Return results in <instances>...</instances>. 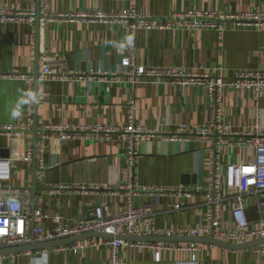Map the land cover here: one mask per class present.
<instances>
[{"label":"crops","instance_id":"crops-1","mask_svg":"<svg viewBox=\"0 0 264 264\" xmlns=\"http://www.w3.org/2000/svg\"><path fill=\"white\" fill-rule=\"evenodd\" d=\"M47 2L48 8L43 0H0V8L36 11L40 16L34 25L0 23V74L17 71L33 75L50 68L54 74L63 77L50 78L39 83L37 88L34 86L32 116L27 107V84L0 78V127L30 125L21 137L0 134V159L12 160L11 187L31 191L32 210L47 216L36 220L51 230L55 216L78 221L88 216L90 208L100 205L109 206L110 216L123 211L124 197L121 194L75 188L101 186L114 189L125 181V142L117 136L91 138L88 131L97 126H126L127 107L131 100L136 102L137 124L162 135L175 130L179 124L203 126L211 122L215 114L204 87H182L171 82L149 80L131 82L123 66V61L129 57V41L122 25L88 19L52 21L46 16H113L134 6L152 19L190 10L231 15L264 12V0ZM134 63L144 68L197 70L221 77H231L239 70L264 72V24L259 28L239 29L228 21L219 32L185 28L140 31L136 38ZM254 107L249 91L226 90L220 121L234 131L254 130ZM258 107L259 130L264 131V92L260 95ZM47 125L67 126L70 131L87 130L88 134L87 137L64 139L60 133H46L44 127ZM29 151L33 155L31 168L24 163ZM209 153V144L197 138L188 142H167L162 136L148 140L140 146L138 184L147 188L200 190L207 184ZM221 153L228 175L231 167L254 158L252 150H240L231 145L224 147ZM157 197H160V206L153 217L155 229L195 228L204 215L199 195L188 202L183 196H159L150 191L136 196L135 205H154ZM230 197L228 194V200ZM8 199L22 201L23 195L0 193V200ZM177 203H184L185 207L175 210ZM247 217L252 223L261 218L257 195L249 197ZM227 227L232 228L230 221ZM157 244L190 243L153 245ZM197 244L200 249L196 254L164 246L159 250L157 260L155 248L133 247L123 249L121 257L130 264H263L254 248L230 250ZM193 254L196 260L192 259ZM110 256V250L105 246L89 248L75 255L58 247L4 256L0 264H107Z\"/></svg>","mask_w":264,"mask_h":264},{"label":"built area","instance_id":"built-area-1","mask_svg":"<svg viewBox=\"0 0 264 264\" xmlns=\"http://www.w3.org/2000/svg\"><path fill=\"white\" fill-rule=\"evenodd\" d=\"M48 8L47 0H43ZM47 10V9H46ZM47 15V12H46ZM38 16L36 11L9 10L0 8V23H30L35 24ZM50 20L78 21L99 20L122 25L128 35L129 57L123 61L126 68V76L134 84L141 80L151 82H171L172 84L186 87L199 86L206 88L208 98L214 110V119L203 126L179 124L175 130L168 134H160L154 130L137 124L136 102L128 103V124L119 126H97L88 133L91 138L106 139L117 136L126 144L125 147V181L116 188H103L101 186H81L76 190H108L115 195L124 197L123 211L117 215H109V206L100 205L90 208L88 216L78 221H70L62 216L53 217L54 227L47 230L41 219L47 218L41 211L32 210V193L30 190L14 189L10 182L13 177L12 160L0 159V193H18L23 195V200H0V248H12L18 246L43 244L57 242L80 236L86 233H99L114 237L113 239L92 238L70 245L62 246L60 249L68 254H79L89 248L107 247L111 256L107 264H130L121 257V252L126 248L156 249V258L159 260V250L165 245L152 243L130 242L121 238L128 237H191L208 238L216 241L244 245L257 240L264 239V131L259 130L258 102L260 95L264 92V72L239 70L231 77H221L197 70L187 71L176 68H144L136 66L134 56L136 50V38L140 31H171L178 28L201 31L211 29L221 31L225 22L235 23L239 29L259 28L264 24V12H247L241 14L219 15L209 11H187L178 13L171 17L152 19L138 11L136 6L123 10L120 14L107 16L104 14L91 15H62L50 14ZM62 78L54 74L52 69L44 68L33 75L19 74L12 71L8 74H0V78L10 81H22L28 86L27 107L32 116L35 104L34 86L45 82L50 78ZM226 90L242 91L251 93L255 108L254 130L234 131L221 123L223 115V96ZM30 123L32 119L30 117ZM30 128L1 126L0 134L21 137ZM46 133H60L64 139L70 137H87V130L70 131L67 126L44 127ZM162 136L167 142H188L192 138L205 141L210 146L207 184L202 189L189 188H147L138 184V166L140 158V146L142 143L155 137ZM43 145V144H42ZM228 145L234 148L253 151L254 158L248 163H242L230 168V175L225 173L222 163V149ZM28 167L33 165V155L29 151L24 158ZM65 188L66 186H60ZM68 189V187H66ZM154 191L159 196L178 195L183 196L186 201L191 202L195 196L202 198L204 215L201 217L197 227L185 229H162L153 227V217L157 214L160 206L159 198L154 205H135L136 196L141 193ZM231 197L228 200L227 195ZM257 195L261 218L252 223L247 217L249 197ZM187 202V203H188ZM184 203L174 205L175 210H182ZM40 219V220H36ZM232 223V228L227 227V222ZM117 237V238H116ZM168 249H180L184 252L199 251L200 245L190 243L187 245L165 246ZM260 255L264 264V245L254 248ZM0 257V260L3 259ZM193 260L196 255L193 254Z\"/></svg>","mask_w":264,"mask_h":264},{"label":"water","instance_id":"water-1","mask_svg":"<svg viewBox=\"0 0 264 264\" xmlns=\"http://www.w3.org/2000/svg\"><path fill=\"white\" fill-rule=\"evenodd\" d=\"M36 74V73H35ZM38 84L35 85L37 88ZM34 171H36V159L34 161ZM33 192L35 195L36 188L33 187ZM91 238H98V239H113L114 237L99 233H86L82 234L77 237L65 239L62 241L57 242H49V243H43V244H34V245H26V246H18V247H12V248H1L0 249V257L3 256H9L12 254H20V253H27V252H35L40 250H46L49 248H58L66 245H70L73 243H77L80 241H85ZM117 238V237H116ZM119 239H125L130 242H140V243H199V244H208V245H214L219 246L223 248H227L230 250H243V249H251L255 247H259L261 245H264V239L257 240L248 244L244 245H233L228 244L220 241H216L213 239L208 238H191V237H128V238H121Z\"/></svg>","mask_w":264,"mask_h":264}]
</instances>
